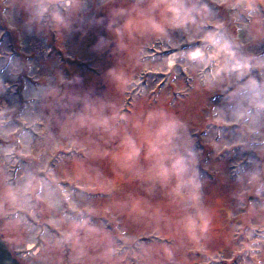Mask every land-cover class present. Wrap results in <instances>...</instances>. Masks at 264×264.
<instances>
[{
	"label": "clouds",
	"instance_id": "9594fccd",
	"mask_svg": "<svg viewBox=\"0 0 264 264\" xmlns=\"http://www.w3.org/2000/svg\"><path fill=\"white\" fill-rule=\"evenodd\" d=\"M216 2L230 7L243 4L251 15L257 0H236V4L230 0ZM87 11L88 0H28L25 8L29 22L47 23L60 31L71 29L76 20L82 21ZM133 11L135 17L112 29L119 44L124 46V32L133 26L141 34L157 38L167 36L170 29L185 31L191 47L172 50L163 70L171 72L179 65L197 75V87L225 93L226 102L213 109L210 122L221 128L238 129L239 144L256 146L253 150L264 156V53L246 51L243 42L226 34L223 23L212 19L214 13L205 0H149L147 7ZM102 23L100 17L89 22V27ZM111 43L106 35L100 34L89 51L104 55ZM135 62L143 67L140 58ZM17 63L19 58L11 53L0 59V95L10 87L4 86L6 80H19L23 75V70L16 69ZM24 67L30 73L34 65ZM107 72L124 91L141 83L114 67ZM25 99L24 108L15 97L12 106L0 107V140L4 142L0 153L9 162L29 157L37 166L19 179L0 169V217L6 218L10 229L27 234V242L32 244L27 249L30 254L40 256L56 248L70 251L71 264H180L175 259L177 247L165 244L155 248L144 244L137 235L105 231L91 223V216L96 214L91 204L81 206L72 199L65 178L52 162L59 160L57 153L62 149L94 155L95 150L81 139L84 133L92 132L119 135L121 152L113 157L116 166L167 189L178 214L166 218V226L184 241L199 249L206 248L214 214L205 203L206 181L199 155L202 146L193 140L185 120L164 107L151 108L130 118L86 87L84 77L78 73L71 79L63 75L55 83L33 84ZM53 103L69 109L59 122L58 133L49 130L48 118L42 111H35L37 104L44 108ZM36 134L43 137V147L37 144ZM100 175L97 172L93 176L78 166L71 179L73 191L111 192L112 181H101ZM234 180L242 199L248 196L259 199L249 202L246 215L256 216L257 223H249L247 228L240 226L244 239L236 252L251 257L250 264H264V169L238 166ZM126 208L117 202L107 205L103 212L116 219ZM127 210L130 214L137 212L138 202ZM66 211L75 212L79 219L64 227ZM154 231L159 232V227Z\"/></svg>",
	"mask_w": 264,
	"mask_h": 264
},
{
	"label": "rangeland",
	"instance_id": "374dc122",
	"mask_svg": "<svg viewBox=\"0 0 264 264\" xmlns=\"http://www.w3.org/2000/svg\"><path fill=\"white\" fill-rule=\"evenodd\" d=\"M205 2L214 13L212 19L223 23L226 34L243 42L246 51L264 53V2L257 0L256 10L251 15L246 6L236 4V0H230L231 4H236L235 7L216 0ZM148 3L149 0H88V11L83 20H76L71 29L60 31L47 23L29 22L25 12L28 0H4L0 3V59L9 53L18 57L16 69L23 70V75L19 80L5 81L4 86L10 84V87L0 95V107L12 106L15 97L24 108L31 85L55 83L63 75L71 79L78 73L84 77L86 87L122 109V113L130 118L157 107L176 113L188 124L193 140L202 146L199 155L206 181L205 203L214 214L210 240L205 249L184 241L166 226V218H174L178 214L167 189L116 166L113 157L121 152L119 135L84 133L81 139L95 150V154L85 156L82 152L62 149L57 153L59 160H53V166L65 178L72 199L81 206L91 204L96 209L91 223L102 226L105 231L137 235L144 244L155 248L173 245L179 249L175 259L180 264H250L252 258L236 252V249L244 239L240 226L247 228L249 223H257L256 216L246 213L249 202H259V199L240 197L234 172L238 166L264 169V156L253 150L256 146L250 148L239 144L241 136L238 129L231 126L221 128L210 122L213 109L226 102L225 93L220 89L197 87V75L182 70L179 65L171 72L163 70L164 61L170 59L172 50L191 47L190 37L185 31L170 29L167 36L157 38L141 34L133 26L124 32V46L119 44L112 29L135 17L134 8L143 9ZM100 17H103L102 24L89 27V22ZM84 32L87 35H83ZM100 34L106 35L112 43L104 55H94L90 53L89 46ZM82 35L83 39H80ZM136 58H140L143 67L136 64ZM25 64L34 65L32 72H27ZM109 67L123 70L141 83L124 91L108 75ZM35 111H42L48 118L49 130L58 133L59 122L63 121L69 109L53 103L44 108L37 104ZM42 140L43 137L36 134V142L41 147L44 146ZM0 145H4L2 140ZM36 166L29 157H17L9 162L0 153V169L14 179H19ZM78 166L93 176L99 172L101 181H112V191H73L71 179ZM117 202L127 208L112 219L103 209ZM137 202L144 215L139 210L131 214L127 210ZM42 214L48 215L47 212ZM63 215L64 227L79 219L75 212L66 211ZM156 227H159V232L154 231ZM0 236L20 264H71L68 249L52 248L40 256L30 254L27 249L32 244L27 242V234L10 229L4 217H0Z\"/></svg>",
	"mask_w": 264,
	"mask_h": 264
},
{
	"label": "water",
	"instance_id": "95a60500",
	"mask_svg": "<svg viewBox=\"0 0 264 264\" xmlns=\"http://www.w3.org/2000/svg\"><path fill=\"white\" fill-rule=\"evenodd\" d=\"M0 264H20L9 250L6 241L0 236Z\"/></svg>",
	"mask_w": 264,
	"mask_h": 264
}]
</instances>
